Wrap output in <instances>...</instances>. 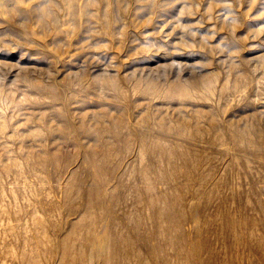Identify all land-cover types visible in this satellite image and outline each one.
Wrapping results in <instances>:
<instances>
[{"label": "rangeland", "instance_id": "1", "mask_svg": "<svg viewBox=\"0 0 264 264\" xmlns=\"http://www.w3.org/2000/svg\"><path fill=\"white\" fill-rule=\"evenodd\" d=\"M0 264H264V0H0Z\"/></svg>", "mask_w": 264, "mask_h": 264}]
</instances>
